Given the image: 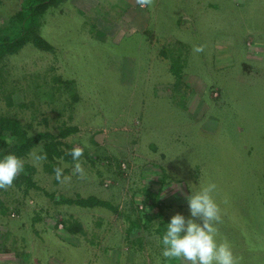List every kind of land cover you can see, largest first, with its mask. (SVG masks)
I'll return each mask as SVG.
<instances>
[{
  "label": "rangeland",
  "instance_id": "1",
  "mask_svg": "<svg viewBox=\"0 0 264 264\" xmlns=\"http://www.w3.org/2000/svg\"><path fill=\"white\" fill-rule=\"evenodd\" d=\"M19 7L0 0V30ZM36 29L52 50L0 62V116L83 147L87 178L32 148L34 186L0 189V264H183L157 237L209 182L217 241L264 264V0H65ZM77 195L107 205L61 201Z\"/></svg>",
  "mask_w": 264,
  "mask_h": 264
},
{
  "label": "clouds",
  "instance_id": "2",
  "mask_svg": "<svg viewBox=\"0 0 264 264\" xmlns=\"http://www.w3.org/2000/svg\"><path fill=\"white\" fill-rule=\"evenodd\" d=\"M135 3L143 9L151 6L154 0H135ZM194 51L202 52L203 46H196ZM83 153V147H74L68 153L75 161L72 174L77 175L79 179L87 178L80 163ZM29 156L34 165L46 161L47 154L43 144H38ZM23 168L24 160L14 154H7L0 159V189L12 187L13 181ZM53 171L58 182L71 181V175L65 176L63 168L55 167ZM216 189L217 185L209 182L198 191L192 192L186 197L190 216L186 218L176 213L166 223L164 234L157 237L162 242L161 255L164 258L179 260L183 264H237L230 244L226 240L218 242L216 239L215 225L221 220L220 208L212 195Z\"/></svg>",
  "mask_w": 264,
  "mask_h": 264
},
{
  "label": "trees",
  "instance_id": "3",
  "mask_svg": "<svg viewBox=\"0 0 264 264\" xmlns=\"http://www.w3.org/2000/svg\"><path fill=\"white\" fill-rule=\"evenodd\" d=\"M13 1V0H12ZM19 9L3 22L0 30V62L9 57L25 44L31 43L34 47L50 51L52 46L38 33L36 27L39 19L49 8L57 7L65 0H18ZM11 28V29H9ZM6 29V30H5ZM59 80V78H56ZM65 86L71 81L62 82ZM74 126L60 127L58 137H66L72 132H76ZM42 141L44 152L47 159L44 161L46 169L52 170L53 165L60 164L61 161H73L68 152L60 147L62 143L56 140L54 135L49 132H38L27 135L25 130L17 120L0 116V159L7 154H14L23 158L27 153ZM93 144L98 145L92 140ZM59 162V163H58ZM33 166L24 162L23 171L13 181V185L21 187L34 186L32 181ZM66 204H76L86 208L106 206L105 202L99 201L94 197L62 198Z\"/></svg>",
  "mask_w": 264,
  "mask_h": 264
}]
</instances>
